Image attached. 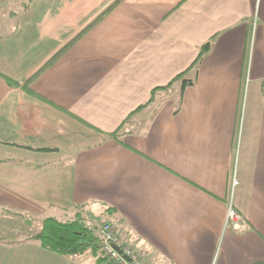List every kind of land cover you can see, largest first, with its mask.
Returning a JSON list of instances; mask_svg holds the SVG:
<instances>
[{
    "label": "crops",
    "instance_id": "crops-1",
    "mask_svg": "<svg viewBox=\"0 0 264 264\" xmlns=\"http://www.w3.org/2000/svg\"><path fill=\"white\" fill-rule=\"evenodd\" d=\"M22 4L0 0V264H96L32 237L86 215L148 264L263 263L264 0Z\"/></svg>",
    "mask_w": 264,
    "mask_h": 264
},
{
    "label": "trees",
    "instance_id": "trees-1",
    "mask_svg": "<svg viewBox=\"0 0 264 264\" xmlns=\"http://www.w3.org/2000/svg\"><path fill=\"white\" fill-rule=\"evenodd\" d=\"M210 50L211 43L203 45L196 62L190 70L194 69V71H197L200 61ZM187 73L185 72L177 77V79L184 77ZM193 83V79H184L182 90L184 91L188 86L193 85ZM154 93L155 91H153L149 103L154 100ZM115 135L116 133L111 136ZM26 148L38 152L57 151L53 149ZM33 240L38 242L43 249L63 257L83 256L90 252L96 256L98 264H114V262L103 255L99 244L100 238L96 231L81 217L69 222H61L54 218H47L43 222L41 231L33 237ZM260 264H264V262Z\"/></svg>",
    "mask_w": 264,
    "mask_h": 264
},
{
    "label": "built area",
    "instance_id": "built-area-1",
    "mask_svg": "<svg viewBox=\"0 0 264 264\" xmlns=\"http://www.w3.org/2000/svg\"><path fill=\"white\" fill-rule=\"evenodd\" d=\"M238 182L235 181V184ZM227 225H233L238 231L247 229L243 218L230 206L227 215ZM100 248L105 257L114 264H148V262L128 246L109 225L99 228Z\"/></svg>",
    "mask_w": 264,
    "mask_h": 264
},
{
    "label": "rangeland",
    "instance_id": "rangeland-1",
    "mask_svg": "<svg viewBox=\"0 0 264 264\" xmlns=\"http://www.w3.org/2000/svg\"><path fill=\"white\" fill-rule=\"evenodd\" d=\"M28 0H19V2H21V5H19V6H21V9H22V3H24V2H27ZM18 9V8H17ZM16 9V10H17ZM21 9H18L17 11L18 12H20L21 11ZM81 218H83L89 225H90V227H92L95 231H96V233H97V235H98V232H99V228L101 227V226H104V225H109L113 230H114V232L116 233V234H118L119 236H120V238L121 239H123L124 240V242L128 245V246H131L133 249H134V247L131 245V244H129V243H127L126 242V240L124 239V236L119 232V230H118V228L116 227V225L114 224V222H112V221H110V220H108V221H102V220H99V219H97V218H95V217H90V216H88V215H86V216H83V217H81ZM244 220V219H243ZM245 221V220H244ZM230 226H232V227H234L233 225H230ZM235 228V227H234ZM248 228V227H247ZM236 229V228H235ZM237 230V229H236ZM36 235V234H35ZM35 235H33L32 237H34ZM99 236V235H98ZM135 250V249H134ZM137 252V251H136ZM137 253H139V252H137ZM87 255L88 256H90L91 258H93V260L95 261V263L96 264H98L97 263V258H96V256H94L93 255V253H87ZM104 264H107V263H104Z\"/></svg>",
    "mask_w": 264,
    "mask_h": 264
}]
</instances>
